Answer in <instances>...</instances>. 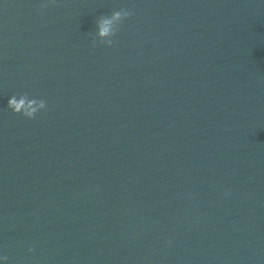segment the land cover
Listing matches in <instances>:
<instances>
[{
    "label": "water",
    "instance_id": "obj_1",
    "mask_svg": "<svg viewBox=\"0 0 264 264\" xmlns=\"http://www.w3.org/2000/svg\"><path fill=\"white\" fill-rule=\"evenodd\" d=\"M40 3L0 0V264H264V0Z\"/></svg>",
    "mask_w": 264,
    "mask_h": 264
},
{
    "label": "clouds",
    "instance_id": "obj_2",
    "mask_svg": "<svg viewBox=\"0 0 264 264\" xmlns=\"http://www.w3.org/2000/svg\"><path fill=\"white\" fill-rule=\"evenodd\" d=\"M57 4V0H41V3L38 8V13L43 14L50 6L54 7ZM134 15V12L127 8H120L119 10L113 11L110 16L101 15L96 20V34L95 37L91 40V46L93 48L99 45L105 47H112L116 41L117 33L120 30L121 25ZM8 109H10L14 114L23 116L26 119H34L37 113L46 109V102L44 100L29 98L25 94H21L19 98L13 95L8 100ZM225 195H229L228 192ZM168 244H171V240L168 241ZM34 252V247L30 246L28 248V253L31 254ZM0 259L7 261V256H2ZM16 264H24L22 259H18Z\"/></svg>",
    "mask_w": 264,
    "mask_h": 264
}]
</instances>
